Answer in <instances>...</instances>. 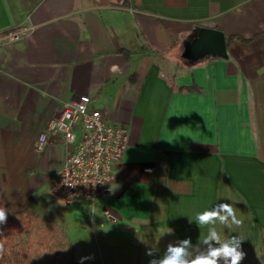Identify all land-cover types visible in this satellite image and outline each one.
<instances>
[{
    "label": "crops",
    "instance_id": "1",
    "mask_svg": "<svg viewBox=\"0 0 264 264\" xmlns=\"http://www.w3.org/2000/svg\"><path fill=\"white\" fill-rule=\"evenodd\" d=\"M122 1L0 0V34L22 32L0 43V187L11 212L35 203L68 227L74 264H149L150 248L160 258L170 243L196 245L208 229L190 219L232 197L243 225L217 230L244 237L241 264H264V0ZM200 27L250 42L193 59ZM82 95L129 142L107 198L61 206L46 190L72 146L52 134L41 151L35 143Z\"/></svg>",
    "mask_w": 264,
    "mask_h": 264
},
{
    "label": "built area",
    "instance_id": "2",
    "mask_svg": "<svg viewBox=\"0 0 264 264\" xmlns=\"http://www.w3.org/2000/svg\"><path fill=\"white\" fill-rule=\"evenodd\" d=\"M20 30L0 34V43L21 37ZM61 135L72 150L49 184L46 194L61 206L87 202L91 206L107 198L115 183L114 171L128 146L129 131L124 125L111 123L107 112L94 108L86 95L64 103L59 115L52 117L35 143L41 151L48 135ZM153 168H145L152 173ZM107 220L115 222L111 215ZM103 224L101 223L100 226Z\"/></svg>",
    "mask_w": 264,
    "mask_h": 264
},
{
    "label": "trees",
    "instance_id": "3",
    "mask_svg": "<svg viewBox=\"0 0 264 264\" xmlns=\"http://www.w3.org/2000/svg\"><path fill=\"white\" fill-rule=\"evenodd\" d=\"M121 3L132 6L131 0ZM225 39L226 47L233 42H250L237 35L225 36ZM183 90L195 89L189 87ZM0 208L8 212L7 222L0 225V247L3 249L0 264H74V249L65 227L44 219L37 204L30 203L23 211L12 213L0 187Z\"/></svg>",
    "mask_w": 264,
    "mask_h": 264
},
{
    "label": "clouds",
    "instance_id": "4",
    "mask_svg": "<svg viewBox=\"0 0 264 264\" xmlns=\"http://www.w3.org/2000/svg\"><path fill=\"white\" fill-rule=\"evenodd\" d=\"M232 203H217L209 210L198 212L194 219L198 227H207V234L196 245H193L191 239H183L175 244L170 243L166 251L160 258H155V250L149 249L147 255L154 258L149 264H241L246 256L242 250V235L222 236L217 230V223L231 232L242 227L243 220L237 216L234 204L238 200L232 197H226ZM8 212L0 208V225L7 222ZM166 233V232H165ZM167 233L171 234L169 229ZM3 249L0 247V254Z\"/></svg>",
    "mask_w": 264,
    "mask_h": 264
},
{
    "label": "water",
    "instance_id": "5",
    "mask_svg": "<svg viewBox=\"0 0 264 264\" xmlns=\"http://www.w3.org/2000/svg\"><path fill=\"white\" fill-rule=\"evenodd\" d=\"M189 56L198 59L203 56L227 57L225 35L222 31L207 27L196 29V37L189 47Z\"/></svg>",
    "mask_w": 264,
    "mask_h": 264
},
{
    "label": "rangeland",
    "instance_id": "6",
    "mask_svg": "<svg viewBox=\"0 0 264 264\" xmlns=\"http://www.w3.org/2000/svg\"><path fill=\"white\" fill-rule=\"evenodd\" d=\"M65 232H66L67 237L69 238L70 229L68 227H65Z\"/></svg>",
    "mask_w": 264,
    "mask_h": 264
}]
</instances>
